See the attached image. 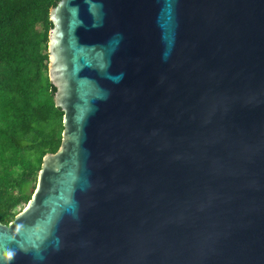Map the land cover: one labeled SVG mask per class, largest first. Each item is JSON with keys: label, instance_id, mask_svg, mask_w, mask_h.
Listing matches in <instances>:
<instances>
[{"label": "water", "instance_id": "1", "mask_svg": "<svg viewBox=\"0 0 264 264\" xmlns=\"http://www.w3.org/2000/svg\"><path fill=\"white\" fill-rule=\"evenodd\" d=\"M62 113L0 264H264V0H59Z\"/></svg>", "mask_w": 264, "mask_h": 264}, {"label": "trees", "instance_id": "2", "mask_svg": "<svg viewBox=\"0 0 264 264\" xmlns=\"http://www.w3.org/2000/svg\"><path fill=\"white\" fill-rule=\"evenodd\" d=\"M59 0H0V223L31 197L41 159L60 143L47 78L48 11ZM19 207L18 210L16 208Z\"/></svg>", "mask_w": 264, "mask_h": 264}, {"label": "rangeland", "instance_id": "3", "mask_svg": "<svg viewBox=\"0 0 264 264\" xmlns=\"http://www.w3.org/2000/svg\"><path fill=\"white\" fill-rule=\"evenodd\" d=\"M30 185L33 186V184H30ZM30 185H29L28 191L32 193V191L30 190ZM18 209H19V207L16 208V210H18Z\"/></svg>", "mask_w": 264, "mask_h": 264}]
</instances>
